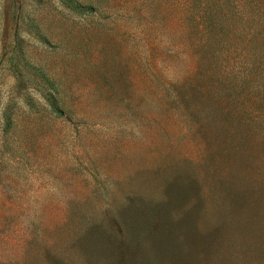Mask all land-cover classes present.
<instances>
[{
	"label": "rangeland",
	"instance_id": "obj_1",
	"mask_svg": "<svg viewBox=\"0 0 264 264\" xmlns=\"http://www.w3.org/2000/svg\"><path fill=\"white\" fill-rule=\"evenodd\" d=\"M74 1L0 0V264H264V1Z\"/></svg>",
	"mask_w": 264,
	"mask_h": 264
},
{
	"label": "trees",
	"instance_id": "obj_2",
	"mask_svg": "<svg viewBox=\"0 0 264 264\" xmlns=\"http://www.w3.org/2000/svg\"><path fill=\"white\" fill-rule=\"evenodd\" d=\"M262 1L264 0H245V3H247L249 6H254V5H261ZM72 8L73 10L79 12V14H91L94 12L93 8L91 5L88 3H85L84 1H79L75 0L72 2ZM252 8V7H251ZM259 10V7H258Z\"/></svg>",
	"mask_w": 264,
	"mask_h": 264
}]
</instances>
